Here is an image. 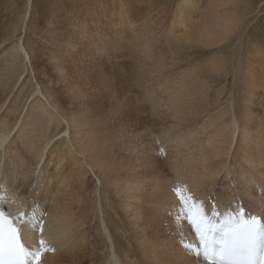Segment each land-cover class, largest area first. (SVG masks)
Returning a JSON list of instances; mask_svg holds the SVG:
<instances>
[{"label": "bare ground", "instance_id": "obj_1", "mask_svg": "<svg viewBox=\"0 0 264 264\" xmlns=\"http://www.w3.org/2000/svg\"><path fill=\"white\" fill-rule=\"evenodd\" d=\"M75 1H82L76 10L83 14L72 20L76 36L56 29L62 25L51 14L46 32L37 26V42L45 41L35 51L36 44L25 40L33 0H26L25 10L0 35V45L18 37L0 59V184L26 199L24 205L38 203L43 210V237L54 249L43 254V264H206L179 243L173 189L185 183L200 198L215 194L217 222L236 208L235 197L264 214V47L247 43V59L241 66L237 58L232 72L243 97L216 113L211 112L223 105L226 92L216 81L231 73L224 53L210 55L208 71L205 64L192 71L183 61L195 48L228 47L248 13L239 14L238 5L250 6L207 0L198 23L197 18L174 28L185 21L156 25L155 3L148 0L145 15L133 13L123 21L126 36L119 34L122 25L110 18L112 12L101 15L102 25L106 0ZM118 1H111L113 17L141 2ZM84 38L86 43L69 47ZM72 48L76 59L64 55ZM252 52L256 58L249 60ZM29 71L37 87L31 79L20 82ZM25 106L31 107L22 114ZM230 114L236 116L232 125ZM205 210L211 215L208 205ZM182 227L183 240L197 244L194 229L186 221ZM35 241L30 234L26 243Z\"/></svg>", "mask_w": 264, "mask_h": 264}, {"label": "rangeland", "instance_id": "obj_2", "mask_svg": "<svg viewBox=\"0 0 264 264\" xmlns=\"http://www.w3.org/2000/svg\"><path fill=\"white\" fill-rule=\"evenodd\" d=\"M111 1L112 0H110V2H109V0H106L107 8L102 7V12L99 15V18L102 20V25L106 24V20L101 18V15H104V16H106V18H109L110 17L109 13L110 12L113 13V11L110 10L111 6H113V2H111ZM113 1H115L117 4H119L118 0H113ZM138 1H141V2H140V4L136 5L135 9H134V5L131 9H130V6L126 5L125 6L126 10L128 9L129 11L121 12L122 16L118 15V16L113 17V14L111 13L110 18L115 23L120 22L119 25H122V26H120V33H119L120 35H122L124 32H126V36H128L127 34H129V32H130L129 30H125L127 25H125V22H123V21L127 22V18L130 15H132L133 13L137 14V16H143L146 14L147 9L151 8L152 2H149L148 0H138ZM187 1H188V6L183 7L181 5V0H153V2L155 3L154 5H156V6L152 5V7L155 8L154 11L152 12L153 14H155V16H154L155 24L157 25L158 23L164 22L166 25H168L169 24L168 21H174V22H178V20L185 21V24H181L180 26H177L178 25L177 24L174 27V28H179V27H183L184 25H188L189 22L195 21L197 18L198 19H197L196 23H198V20L200 19L201 13H202V17H203V13H205V5L207 3V0H187ZM241 1L247 2L250 7L248 9H244L241 5H238V7H237L239 14H241L242 16L245 15V13L248 11V13L246 14V21L242 24V26L239 30V36L237 37V39L232 41L228 47H226V48L221 47L222 49L214 48V50L209 49V51H204V50H202V48L192 49V50H190L189 53H187L189 55L185 56V59L187 57L190 58L192 55L196 59L190 60V62H189L190 65H188L189 63H187V61H189V60L184 59L185 62L183 61V64H186L185 66L186 67L188 66L187 68L191 69L192 71L193 70L194 71L202 70L203 64H205L204 66L207 67V71H208L210 68L208 66V64L210 65V63H209V60L211 58L210 55H212L216 52H219L220 50L222 53H224L223 56L225 57V59H224L223 63H224V65L228 66V68L231 70V73H229V74L226 73L228 75L227 77H225V78L223 77V78L219 79L218 81H216L217 82L216 84L221 83L220 85L224 84L226 86V92H225V94H223V96H224V99L222 101L223 105L219 106L215 111H213L211 113H216V111L220 110V108H226V106L229 107L231 101H235V104H236V99L238 98L237 102H239V98H240L241 94L243 97V89H241V82L240 81L237 82L236 78L234 79L232 72L237 71L234 69V65H235L237 58H239V57L241 58V66L243 65V63L247 59V56H248L246 53L247 43H250V47L252 45H254L255 42L260 43V44L262 43V45L264 47V42H263L264 41V0H237V2H239V3H241ZM81 3H82V1H75V0H51V1L50 0H33V7L31 10L32 16L28 22V26H27V30H26V33L28 35L25 38L26 42H29L31 44H36L35 47L37 49L35 48V51L38 50L39 42H43L45 40H41V41L37 42L38 32H39V29L37 28V26L40 25L41 26L40 28L41 29L43 28V32H46L50 28V26H48V18L51 16V14H53V16L56 17L55 23H57L58 21H59V23L61 22L62 26L55 24L56 29H60V32H66L68 34L71 33L70 35L76 36V34L78 33V26L76 28H73L72 24L74 21L72 22V20L75 18V22H77L78 18L82 17L83 14L79 10H76V8H78ZM24 5H26V0H0V35H2L11 25L14 24L13 22L15 21L17 14L20 13V11L25 10L26 7ZM132 9L134 11H131ZM47 10H49V11L47 12ZM99 10H101V7H99ZM54 11H56V12L54 13ZM222 11H224V10L222 9ZM34 12H35V14H34ZM209 12H211V11H209ZM67 14H68V16H67ZM206 14H207V12H206ZM44 15L46 16L45 18H44ZM90 15L91 14L89 13L88 16H90ZM70 17H72L71 20H70ZM172 17H174L173 20H171ZM120 19L122 20L123 23H121ZM128 21L130 23H132L131 19H129ZM135 23H138V25L141 24V22L139 23L138 19H136ZM170 23L172 25V22H170ZM35 24H37V25H35ZM171 25H169V26H171ZM131 26L133 27L134 24ZM117 28H118V26H117ZM113 30H116V27L113 28ZM35 31H37V32H35ZM49 33H52V32H49ZM252 35H255L258 39H255V40L251 39ZM15 38L17 39L18 37H15ZM16 39H14V38H12V40L9 39V41L0 45V59L3 56L2 54L4 53V51L9 49V47L12 46L13 41ZM259 39L262 41H260ZM86 41H87V38H84L83 40L80 39L78 41V44L77 43L74 44V43L70 42L68 45H69V47L72 46L73 48L76 49L80 43H86ZM35 42H37V43H35ZM10 43H12V44H10ZM26 44H28V43H26ZM80 46H81V44H80ZM86 46H87V44H86ZM73 48L69 49V51L64 53L65 57L70 58L69 57V55H70V56L74 57V59H76L75 58L76 55L74 54ZM185 51L187 52L188 48H185ZM249 56H251V57H249V60H250V58L251 59L253 58L252 60H254V58H256L254 55V52H252ZM77 57L78 58H84V59H90L84 53L79 55V56L77 53ZM199 61H202V62H199ZM207 62H208V64H207ZM195 65H197V67ZM192 68H195V69H192ZM242 70L243 69L241 68L240 73H242ZM88 72H91V68H88ZM33 73L31 74V72L29 71L26 74L27 75L26 79L23 78L22 80H24V81L21 80L20 82L22 84H24V82H27L28 79H31L32 85L35 84V87H37L38 85H36L37 81L35 78L36 75H35V73L33 75ZM225 82H226V84H225ZM21 83H19V85H18L19 88L17 87L16 90L10 95L9 100L7 101L3 110L5 108H8L11 105L10 103L17 96L18 91L22 85ZM213 84H215V83H213ZM235 90H237V92H235ZM260 93H261V95H263L264 91L260 90ZM39 97L43 98V96L41 94H39ZM32 98L33 97H30L28 99V103H31V104L34 103ZM28 107L29 106L24 107L22 114L26 113V112L24 113V110L27 111ZM261 108L262 107H259V111L261 110ZM233 117L236 118L235 114L229 115L228 122L230 125L233 124V123H231L233 120ZM235 146H236V138H235L233 147H235ZM157 154H159V153H157ZM3 161L4 160H2V163H3ZM94 179H96V177H94ZM103 210H104V212H103ZM103 210H102L103 214L106 215L105 208H103ZM97 219H98L97 217H94L93 221H92L93 226L95 225V227H94L95 233H98L100 231V226L98 227L99 223L96 222ZM104 252H105L104 249L100 250L98 253L99 254L98 256L102 257L104 255ZM100 254H102V255H100Z\"/></svg>", "mask_w": 264, "mask_h": 264}, {"label": "snow or ice", "instance_id": "obj_3", "mask_svg": "<svg viewBox=\"0 0 264 264\" xmlns=\"http://www.w3.org/2000/svg\"><path fill=\"white\" fill-rule=\"evenodd\" d=\"M159 151L164 155L162 147ZM173 191L179 200L173 222L186 254L206 264H264V219L237 205L217 222L215 206L209 215L186 186L178 185ZM8 202L15 203V197L9 198L6 186L0 184V264H42L43 254L54 251L43 237V210L35 203L29 210L10 215L5 206ZM185 221L195 230L198 244L184 243ZM30 234L36 238L31 246L25 242Z\"/></svg>", "mask_w": 264, "mask_h": 264}]
</instances>
